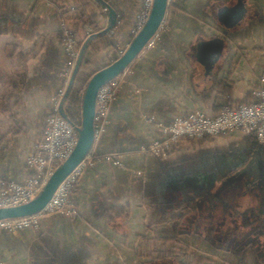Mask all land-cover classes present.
Wrapping results in <instances>:
<instances>
[{"label":"crops","instance_id":"1","mask_svg":"<svg viewBox=\"0 0 264 264\" xmlns=\"http://www.w3.org/2000/svg\"><path fill=\"white\" fill-rule=\"evenodd\" d=\"M104 1L117 18L113 32L90 45L92 52L101 50L94 60L100 66L107 55L114 57L103 47H127L144 0ZM56 2L70 24L92 15L106 26L92 0ZM56 13L40 0H0V64L10 60L21 70L0 73V122L15 126L0 145V186L27 180L26 159L42 138L62 84L66 61ZM163 27L128 66L96 145L98 155L120 154L122 165L98 162L86 169L72 196L75 211L45 217L37 233L0 230L4 264H179L148 256L169 249L165 238H176L173 250L189 246L212 264H264V232H254L261 222L241 227L247 203L237 199L230 209L228 198L231 183L256 164L264 166V146L253 134L183 140L162 160L138 152L157 136L156 123L258 101L264 90V0H173ZM5 94L17 99L15 111ZM162 211L172 218L159 221ZM258 216L264 221V214Z\"/></svg>","mask_w":264,"mask_h":264},{"label":"rangeland","instance_id":"2","mask_svg":"<svg viewBox=\"0 0 264 264\" xmlns=\"http://www.w3.org/2000/svg\"><path fill=\"white\" fill-rule=\"evenodd\" d=\"M40 1L44 2L45 5L48 8H52V9H55L57 11L56 14L58 16V23H59V25H58V40H59L60 46H61V48H62V50H63V52L65 54L66 68H65V70H64V72L62 74V84H61L60 88L57 90L56 94L53 96V99H52V104H53L52 105V111L46 118L45 126L43 128L42 138H41L40 142L37 144V146L35 147L33 154L38 152L41 144L44 141V132H45V129H46V126H47L48 118L51 117V116H54V115H58V116L62 117L61 114L59 113V107L60 106H62V109H63L64 113L67 115L68 119H65L63 117L62 118L67 120L68 122L72 123L73 125H75V127H79L80 126L81 120H82V100H83L85 88H86L90 78L97 71L107 67L108 65H110L114 61H116L119 57H121V55L125 52V50L129 46V44L132 42L134 37L141 30V28L143 26H140V25H141V20H142V13L145 10V1L146 0L143 1V6H142V9H141L139 18H138L137 23H136V25H135L132 33H131V38H130V41H129V44L127 45V47L123 48L122 50H120V49H118L116 44H108V45H106L105 47L102 48V50H108L109 52H111L112 55H114L112 60L110 59V55H107L105 60H101V62H106L107 61L106 64H104L103 66H100L101 64L99 65L98 63L96 64V62L94 60L96 59L97 54L101 50H97V52H92V51L89 50V48H90V45L92 44V42L97 37L95 39H93L89 43L88 48H87V50L84 53L83 59H82L81 64H80V67H79L78 72H77V74H76V76L74 78L72 87L70 88L69 92L67 91V89H68L69 84H70L71 76H72V73H73V70H74V67H75V64H76L80 49H81L82 45L84 44V42L88 39L89 36L94 35V34H99L98 36H100V35H104V34H107V33H112L113 30H114L115 25L108 32H105V33L101 34V32H103L105 30V28L107 27V25H108V18H107V15H106V11L104 9H102L93 0H92V2H94V4H96L102 10L103 15H105V17H106V26L104 28H101L99 26V23H98L96 17H94L92 15L88 16L87 19L82 21L83 22L82 24H80L77 21H76V23L73 22V23L70 24L68 22V20H66V17H65V14H64V8L57 7L56 0H40ZM172 2H173V0H168L167 9L170 7ZM167 9H166V11H167ZM116 18H117V15H116ZM78 19L80 21L81 18L79 17ZM164 20H165V16H164L163 22H164ZM163 22L161 23V25L158 28V30L156 31V33L152 36V38L148 41V43L146 44V46L143 49L148 48V47L152 46L155 43V40L159 36V32L164 29ZM115 24H116V22H115ZM97 62H99V61H97ZM128 66L117 77H115L114 79L111 80V81L116 82V88H115V93H114L115 96H114L113 101L110 103L107 115L100 122V124L103 126L102 133L98 136V139H96L95 137L93 138V144H92V148H91L90 152L86 155L84 160L80 163V165L82 166V167H80V171L79 172H75L74 179L72 180V182H70V187L68 189L67 196L65 197V203L62 206L63 208H62L61 212L53 213V214H50V213L44 214L43 216L39 217L37 226L30 227V228H25V229H22V230H31V231L37 233L40 230L41 221L45 217L51 216V215H54V214H60V215L64 216V215H69L70 213H73L75 211V208L71 207L72 206V203H71L72 196H73V194L75 192V189H76V187L78 185V182H79V179H80L81 175L83 174V172L86 169L93 167L98 162L102 163V162H110V161H112L117 166H121L122 165V160H121V155L120 154L106 153V154L98 155L97 151H96V145L98 144V142L100 141L103 133L106 130V125L108 123L110 110H111L112 105H113V103H114V101L116 99L117 92H118V90L120 88V83H121L122 79H124L125 76H126V72H127ZM19 71H21L19 69V67L15 66L13 64V62L10 61V60H6V62L3 61L0 64V73L5 75V76L13 74V73L16 74V72H19ZM262 91H264V90H258V92L256 94L257 97H258V101H259V93L262 92ZM4 97H5L6 101H8V102H10L12 104V106H13L12 110L15 111L17 109L16 106L18 104V103H16L17 99H15L14 97H12V96H10L8 94H5ZM258 101H256L255 103H257ZM255 103L242 104L238 108L243 107V106H247V105H252V104H255ZM238 108H235V109L223 108V109L236 110ZM96 109H97V96H96V103H95V113H96ZM194 112H196V111H194ZM95 113H94V120H93L94 134H95V130H96V128H95V124H96L95 123ZM190 113H192V112H190ZM190 113H188V114H190ZM188 114H186V115H188ZM186 115L178 116V117H175L174 119L179 118V117H184ZM174 119H172L170 122H167V123H156V127H157V130H158L157 136L154 139H151L150 141L142 144L138 148V152L143 154V155H145V156H150L152 158H155V159H158V160H162V159H167L172 154V152L174 150H176V147L180 144L181 141H183V140H199L197 138H189V137L182 136V137L178 138L175 143L171 144L170 149H169V151H168V153H167V155L165 157H160V156H156V155L152 154L149 151L150 145L154 141H156L157 139L158 140H160V139L163 140L164 137H165V135L161 132L159 126L161 124L169 125V124H171L174 121ZM7 120H10V119H7ZM8 122L10 124L9 123H4V122L3 123L0 122V145H3L6 142V140L8 138H10L11 135H13V132H14L13 129L15 128V126L13 124H11L12 120L8 121ZM147 122L155 123V120H153L152 118H148ZM231 132H233V131H231ZM220 135H224V134H220ZM220 135L205 136L203 138L215 137V136H220ZM203 138H200V139H203ZM32 155H30L29 157H31ZM28 158L26 159V169L28 171L27 180L33 175V170L30 168L29 165H27ZM67 158H65L62 161L61 160H56V162L52 164V166H51L52 167L51 168L52 172L49 175V177L52 175V173L55 171V169L59 165H61ZM256 165L257 166H256L255 170H257V171L254 172L256 174H250V175H248V177L249 178H253L254 177L253 179H258V180H255V181L251 180L250 182L249 181L245 182V181L242 180V181H238L236 183L235 182L231 183L229 185L230 189H229L228 198L230 199V202L231 201L233 202V204L231 203V205L229 203V206L231 208L234 205H235L234 208H236V204H234L235 200L240 199V200L244 201L245 203H247L246 207H250L251 208V207H253L252 205H254L253 208L257 207V210H259L258 212H261V214L264 213V169L262 167H260L259 164H256ZM75 169L71 172V174H73ZM259 169L261 171H259ZM135 175L136 176H141L142 172L137 171V172H135ZM49 177L47 178V180L49 179ZM27 180L25 182H23V183L9 182V183H6L4 186H0V187H5V186H7L10 183L25 184L27 182ZM47 180H46V182H47ZM45 183H44V185H45ZM61 184L59 185V187L61 186ZM43 186H42V188H43ZM214 196H216V198H220L218 196V193H215ZM162 213L165 215V214H168L169 212L167 213V212L162 211ZM163 214L160 213L159 221H162L163 219H167L169 217V215H167V216L165 215V217H164V216H162ZM169 218L171 219L172 216H170ZM263 229H264V225L260 226L259 230H258V227H257V229L255 231L252 230V229L251 230H252V232L254 231L255 233L257 232V234H260L261 232H264ZM22 230H18V231L1 230V231H5V232H19V231H22ZM257 238L259 239V235H257ZM174 239H176V238H165L164 239L165 248H167V246H169V249L166 250L165 253H161V252L152 253L151 252V253L148 254V256L150 258L154 259V260L155 259L156 260L157 259L160 260L161 258L163 259V257H165V258L169 257L172 260H175L176 262H178L179 264H212V262L208 259V257H205L202 254H199V252H197V253L192 252V250H191V248L189 246H186L184 248L182 247L184 253L176 251V250H173V242L175 241ZM245 240H247V239L245 238ZM252 243H254V241ZM251 245L252 244L246 243L245 247H250ZM252 248H254V247H252ZM0 262H1V264H4V262L1 259H0ZM214 264H221V263L219 262V263H214ZM241 264H248V262L243 260L241 262Z\"/></svg>","mask_w":264,"mask_h":264},{"label":"built area","instance_id":"3","mask_svg":"<svg viewBox=\"0 0 264 264\" xmlns=\"http://www.w3.org/2000/svg\"><path fill=\"white\" fill-rule=\"evenodd\" d=\"M153 0L145 1V10L142 13L141 25L143 26L150 14ZM116 82L110 81L101 87L97 93V109L95 113V134L102 133L101 120L105 118L110 103L114 99ZM165 135L163 140L154 141L149 151L160 157H165L172 143L182 136L189 138H203L226 134L231 131H241L253 134L260 145L264 138V91L259 93V101L252 105L240 107L236 110L223 109L217 115L210 116L204 112H192L184 117L174 119L169 124L159 126ZM77 143V131L75 125L58 115L48 118L44 132V141L38 152L28 158L27 165L33 170V175L25 184L10 183L0 187V209L26 204L33 200L41 191L42 186L52 172V164L56 160H64L74 150ZM264 146V145H263ZM80 164L73 174L61 184L47 205L37 214L0 221V230L18 231L37 226L39 217L44 214L61 212L65 203L70 182L74 179L75 172L80 171ZM1 264V262H0Z\"/></svg>","mask_w":264,"mask_h":264},{"label":"water","instance_id":"4","mask_svg":"<svg viewBox=\"0 0 264 264\" xmlns=\"http://www.w3.org/2000/svg\"><path fill=\"white\" fill-rule=\"evenodd\" d=\"M102 9L106 11L108 25L102 33L111 30L116 22V13L111 6L104 0H93ZM168 0H153L150 14L141 28L134 37L125 52L112 64L97 71L89 80L82 100V120L77 131V143L70 156L59 165L52 175L49 177L39 194L31 201L20 206L0 209V221L7 219H16L29 217L39 213L50 201L53 194L59 185L71 174V172L84 160L90 152L93 144L94 129L93 120L95 113V103L97 92L104 84L108 83L117 77L133 60L138 56L148 41L156 33L166 14ZM99 34H94L82 45L67 91L72 87L74 78L78 72L84 53L88 48L89 43L98 37ZM59 113L65 119L67 115L64 113L62 106L59 107Z\"/></svg>","mask_w":264,"mask_h":264},{"label":"flooded vegetation","instance_id":"5","mask_svg":"<svg viewBox=\"0 0 264 264\" xmlns=\"http://www.w3.org/2000/svg\"><path fill=\"white\" fill-rule=\"evenodd\" d=\"M260 167H262L263 169H264V166H260ZM256 169V167H253L250 171H248V172H245L244 174H243V177H244V179H243V181H255V180H258V179H253V178H249L248 177V175H250V174H256V173H254V172H256L257 170H255ZM259 171H261L260 169H259ZM258 171V172H259ZM249 185V184H248ZM251 185V184H250ZM225 198H227V197H225ZM229 203H230V205H231V203L233 204V202L231 201L230 202V199H229ZM235 206V205H234ZM234 206H232V208L230 207V209H233L234 208ZM259 210H257V207H255V208H253V207H247L245 210H243L240 214H239V224H240V226L241 227H243V228H249V227H251V226H256V225H259V222H261V224H262V226L264 225L263 223H264V221H260L258 218H259V213H261V212H258ZM264 214V213H263ZM262 214V215H263ZM264 230V229H263ZM257 240V239H256ZM253 241H251V243H252ZM255 242V241H254Z\"/></svg>","mask_w":264,"mask_h":264},{"label":"bare ground","instance_id":"6","mask_svg":"<svg viewBox=\"0 0 264 264\" xmlns=\"http://www.w3.org/2000/svg\"><path fill=\"white\" fill-rule=\"evenodd\" d=\"M263 145H264V138H263Z\"/></svg>","mask_w":264,"mask_h":264},{"label":"trees","instance_id":"7","mask_svg":"<svg viewBox=\"0 0 264 264\" xmlns=\"http://www.w3.org/2000/svg\"><path fill=\"white\" fill-rule=\"evenodd\" d=\"M179 252H182V253H184L183 251H179ZM165 253V252H164Z\"/></svg>","mask_w":264,"mask_h":264}]
</instances>
